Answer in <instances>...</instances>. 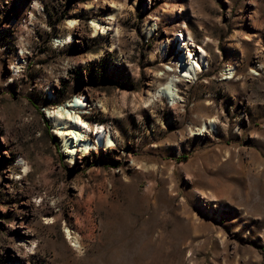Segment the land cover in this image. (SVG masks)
<instances>
[{"label": "rangeland", "instance_id": "1", "mask_svg": "<svg viewBox=\"0 0 264 264\" xmlns=\"http://www.w3.org/2000/svg\"><path fill=\"white\" fill-rule=\"evenodd\" d=\"M0 264H264V0H0Z\"/></svg>", "mask_w": 264, "mask_h": 264}, {"label": "bare ground", "instance_id": "2", "mask_svg": "<svg viewBox=\"0 0 264 264\" xmlns=\"http://www.w3.org/2000/svg\"><path fill=\"white\" fill-rule=\"evenodd\" d=\"M91 25L95 31L100 29L104 30V28L101 27L98 21H92ZM70 41L71 37L69 35L67 36V38L65 37L61 40V42L66 43ZM182 41L183 44H186L187 39L183 38ZM186 53L187 61H184L185 58H183L182 60L179 59L173 68L163 71L162 76H164L166 80L163 84H159L158 87L154 89V97L167 99L168 104H170L172 109L177 108L180 103L183 102L177 96L179 88L181 86L180 84H182V82H190L194 80L196 78V75L201 70V65H204L206 59V51L200 46L198 47L196 57L188 50H186ZM228 73H230L229 79L232 78L233 71L229 69ZM84 104L85 103H83L81 99L76 98L73 101H69L63 106H58L52 112L48 111L47 113L48 117H50L55 123H70V126L66 130V132L60 133L66 145H69L70 148H73L70 150L69 156L75 155L77 153V150H81L84 151V153H87V150L91 149L93 146H112V139L108 136V132L106 131L105 127L96 124H94L93 127H90L79 116L74 115L75 113L72 112V110L83 108L84 106H86V104ZM65 109H67V111ZM198 119L199 117H195L194 119H192L191 124H196L199 121ZM208 123L210 126V130H208L206 134L210 133L211 130L213 131L217 129V122L215 118L209 120ZM192 131L193 129H189V133H192ZM91 135H93V140H89V137ZM183 135L184 137L186 136V130H184V134H180L181 137H183Z\"/></svg>", "mask_w": 264, "mask_h": 264}]
</instances>
